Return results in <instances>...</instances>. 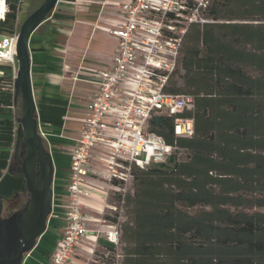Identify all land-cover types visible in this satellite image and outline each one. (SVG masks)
I'll list each match as a JSON object with an SVG mask.
<instances>
[{
  "label": "trees",
  "instance_id": "trees-1",
  "mask_svg": "<svg viewBox=\"0 0 264 264\" xmlns=\"http://www.w3.org/2000/svg\"><path fill=\"white\" fill-rule=\"evenodd\" d=\"M6 7L0 38L19 32L21 0ZM204 16L168 87L193 108L148 125L185 155L134 168L111 197L126 220L104 216L118 225L121 264H264V0H207ZM6 84L0 77V108ZM178 117L193 120L192 136H175Z\"/></svg>",
  "mask_w": 264,
  "mask_h": 264
},
{
  "label": "built area",
  "instance_id": "built-area-1",
  "mask_svg": "<svg viewBox=\"0 0 264 264\" xmlns=\"http://www.w3.org/2000/svg\"><path fill=\"white\" fill-rule=\"evenodd\" d=\"M206 3L127 0L119 6L123 21L109 30L118 42L112 63L95 72L97 88L86 104L84 127L71 152L68 197L52 204V212L54 206L63 211V228L46 264H90L98 246L120 256L116 253L117 223L95 220L100 227L89 234L91 220L83 212L80 199L88 194L83 185L90 174L105 177L112 197L127 190L134 168L167 164L185 155L184 150L149 132L148 125L155 116H171L193 108L190 96L172 93L168 87L179 68L183 39L190 26L209 22L204 16ZM16 40L17 34L0 38V59L10 52L15 55ZM16 72L14 69L11 83L6 85L10 97L15 96ZM174 134L192 136L193 120L175 118ZM94 161L101 170L94 168ZM121 206L122 201L107 205L113 214Z\"/></svg>",
  "mask_w": 264,
  "mask_h": 264
},
{
  "label": "crops",
  "instance_id": "crops-1",
  "mask_svg": "<svg viewBox=\"0 0 264 264\" xmlns=\"http://www.w3.org/2000/svg\"><path fill=\"white\" fill-rule=\"evenodd\" d=\"M35 1L38 2L34 0L35 4ZM125 2L127 0H58L50 16L29 39L30 81L38 132L54 167L53 205L68 197L71 152L84 127L86 104L97 88L95 72L109 68L112 63L118 42L109 30L122 23L119 6ZM4 118L10 119V116L0 114V119ZM12 128L0 127V141L6 130ZM12 138L14 140V136ZM94 168L102 169L97 161ZM2 180L5 186L0 189L1 194L9 195L18 189V182L5 180L4 162L0 163V182ZM83 189L88 194L81 197L80 203L91 220L88 230L92 234L100 227L95 220L111 214L107 207L111 191L105 177L95 173L87 177ZM62 213L60 207H53L46 231L22 264L47 263L63 228Z\"/></svg>",
  "mask_w": 264,
  "mask_h": 264
},
{
  "label": "water",
  "instance_id": "water-1",
  "mask_svg": "<svg viewBox=\"0 0 264 264\" xmlns=\"http://www.w3.org/2000/svg\"><path fill=\"white\" fill-rule=\"evenodd\" d=\"M58 0H43L21 23L17 34L15 57L17 72L14 80L15 96L21 100L22 115L17 122V141H24L30 157L36 156L41 169V181L36 183L26 175L30 193L27 208L0 219V264H22L26 254L35 247L44 234L52 212V185L54 167L51 155L43 148L38 132L36 105L30 81L28 42L34 31L46 21Z\"/></svg>",
  "mask_w": 264,
  "mask_h": 264
},
{
  "label": "flooded vegetation",
  "instance_id": "flooded-vegetation-1",
  "mask_svg": "<svg viewBox=\"0 0 264 264\" xmlns=\"http://www.w3.org/2000/svg\"><path fill=\"white\" fill-rule=\"evenodd\" d=\"M17 128V127H16ZM43 148L48 152L47 146L42 140ZM8 153L0 156V163L5 165V180L18 182V189L9 195L0 193V219H9L14 214L27 208L30 201V193L26 184V175L36 183L41 181V169L36 156L30 157L24 141H17L16 130L14 140ZM6 156V157H5ZM5 186L4 180L0 182V189Z\"/></svg>",
  "mask_w": 264,
  "mask_h": 264
},
{
  "label": "rangeland",
  "instance_id": "rangeland-1",
  "mask_svg": "<svg viewBox=\"0 0 264 264\" xmlns=\"http://www.w3.org/2000/svg\"><path fill=\"white\" fill-rule=\"evenodd\" d=\"M43 0H38L36 4L34 3V0H21V9L19 13V21L18 26L20 27L23 20L34 10L36 9L40 4L39 2H42ZM0 77L4 78L6 80V85L11 83V79L14 76V69L17 71V61L15 55H12L10 52L8 55H6L5 58L0 59ZM4 87V95L3 98L7 100V104L2 108L1 115L4 116H10V119L14 121V128L6 130V134H3V138L0 141V156H3V154H7V149L10 148L13 142V136H15V130L17 127V122L21 118L22 115V107H21V100L20 97H18L15 101L16 106L14 105V97H10V93L8 92L9 87ZM10 97V98H9ZM6 157V156H5ZM110 204H117L110 196ZM113 214V213H111ZM119 217L120 222H124L126 220V215L124 210L122 208H118L117 213H114ZM110 215V214H109ZM119 257L115 256V252H108L104 247L98 246L96 248L95 254H94V262H91L90 264H121L122 262V251L119 249L116 252Z\"/></svg>",
  "mask_w": 264,
  "mask_h": 264
},
{
  "label": "bare ground",
  "instance_id": "bare-ground-1",
  "mask_svg": "<svg viewBox=\"0 0 264 264\" xmlns=\"http://www.w3.org/2000/svg\"><path fill=\"white\" fill-rule=\"evenodd\" d=\"M7 11L6 0H0V21L3 19Z\"/></svg>",
  "mask_w": 264,
  "mask_h": 264
}]
</instances>
